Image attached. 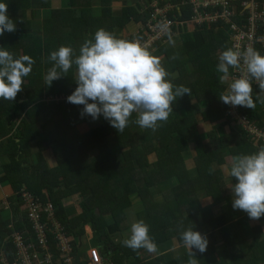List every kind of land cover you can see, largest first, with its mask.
<instances>
[{
	"label": "trees",
	"instance_id": "16d2710c",
	"mask_svg": "<svg viewBox=\"0 0 264 264\" xmlns=\"http://www.w3.org/2000/svg\"><path fill=\"white\" fill-rule=\"evenodd\" d=\"M51 1L41 0L40 3L42 7L50 8ZM62 1L64 8L51 11L50 18L45 19L42 25L40 23V33H36L32 0H4L8 4L9 18L16 24V31L0 36V47L7 48L15 58L29 55L35 63L29 76L23 78V90L15 100L0 98V148L8 158L5 165H0V182L10 184L11 189L17 192L10 200L16 214L14 228L9 227L10 219L0 215V252L5 248L8 260H16V247L11 236L14 230L25 231L27 243L34 238L39 244L34 223L18 194L25 187L43 203L54 202L56 215L64 223H70L66 229L68 235L72 233L71 226L89 224L95 231L92 245H96L102 255L110 257L115 264H126L128 260L130 264H187V253L169 260L166 255L160 253L158 256L156 252L151 255L146 250L145 256L141 257L139 251L124 246L123 239L116 242L112 235L120 229L121 216L125 215L127 205L137 201L149 209L153 220L148 223L154 225L157 222L164 233V240L176 244L178 239L179 243L184 229L207 224L200 214L204 201L199 195L200 184H208L209 180H231L225 178L224 171L215 170L210 174L209 169L216 163L219 166L228 164L227 153L240 155L255 152L252 137L237 120L232 121V117L227 116L229 109L219 98L230 83L229 80L221 84V73L216 71L219 55L230 47L227 32L218 30L216 24H204L194 31L186 26L183 34L177 36L179 42L173 48L160 46L154 55L161 58L170 74L168 78L175 86L189 87L192 95L177 98L172 104L173 112L165 124L159 122L161 126L157 130L141 128L135 123L137 114L133 113L128 126L119 133L102 115L96 120L88 115L82 117L83 105L67 102L66 98L77 87L75 66L67 76L53 81L51 87L45 85L44 76L53 64L49 60L50 53L61 45H70L78 54L84 41L92 39L99 28L114 33L118 38L133 40L131 35L121 36L119 29L126 28L130 23L137 24L140 29L156 13V8L170 7L168 16L171 19L191 22L193 4L190 0H118L122 6L120 13L116 14L113 11L115 0ZM95 1L100 4L99 8L94 5ZM258 51L264 55L262 46ZM233 72L234 69H230V76ZM254 84L252 97L256 107L249 109L241 106V113L264 130V104L257 99L260 90ZM33 138L39 140V151L34 165H29L27 159L32 153L29 143ZM192 141L194 159L189 163L183 154L190 152ZM260 144L263 146L264 142L261 140ZM112 146L120 147L122 153L113 155ZM50 151L56 160L52 168L48 167L45 155ZM95 151L96 156H92ZM191 165L198 170L195 179L191 178ZM162 171H168L167 179L173 183L175 179L177 181L173 188L165 192L166 196L164 193L159 196L154 191L155 184L162 180L157 172ZM140 179L147 183L143 190L136 186ZM208 189L214 201L226 200L227 205L232 206L230 188ZM70 197H76L75 205L79 210L74 217L68 216L64 203ZM172 197H177L180 208H187L190 216L182 210L173 209L168 201ZM197 201L199 208L193 206ZM1 206L0 212L3 211ZM40 212L41 221L50 223L48 211L42 208ZM170 213L175 216L172 221ZM108 214L113 217V223L105 218L104 215ZM229 218L230 212H227L216 218L213 224L226 226ZM254 226L256 241L252 245L241 241L239 231L233 232L228 227L225 234L226 249L239 242L246 253L249 247L261 249L259 254L249 255L245 264H260V255L264 262V229L260 223ZM49 240L54 245L57 241L52 232L49 233ZM72 243L75 244L74 241ZM38 251L44 252L40 246ZM214 251L215 244L208 241L207 250L197 252L196 258L200 264H216L209 256ZM233 256L236 264H242L238 254Z\"/></svg>",
	"mask_w": 264,
	"mask_h": 264
},
{
	"label": "clouds",
	"instance_id": "9594fccd",
	"mask_svg": "<svg viewBox=\"0 0 264 264\" xmlns=\"http://www.w3.org/2000/svg\"><path fill=\"white\" fill-rule=\"evenodd\" d=\"M15 31L16 24L8 15V4L0 0V36ZM258 40L264 42V36ZM168 42L174 44L170 33ZM154 51L138 39L118 38L114 33L99 28L92 39L84 41L78 54L70 45H61L50 53L49 60L53 64L44 76L45 85L51 87L53 81L67 76L75 66L77 87L66 100L74 105H83L82 117L88 115L96 120L102 115L122 133L132 114L136 113L137 125L155 131L161 126L159 122L168 120L177 98L185 94L191 96L192 91L171 82L169 72L161 58L153 54ZM218 59L216 71L221 73L220 83L224 84L231 78L227 89L219 95L223 103L254 109L252 82L255 80L260 90L257 99L264 104V55L253 47L243 51L229 47L221 52ZM34 63L29 55L15 58L7 48L0 47V98L15 100L23 90V78L32 72ZM242 64L244 68L239 77H230V69H241ZM221 168L237 181L230 187L232 207L243 210L252 220L264 216V146L250 154L233 156L230 164L221 165ZM214 171V166L209 169L210 174ZM180 240L187 250V264H199L196 253L207 250L206 236L191 225L181 232ZM122 243L133 251H158L156 242L149 235V225L142 219L131 224L130 236Z\"/></svg>",
	"mask_w": 264,
	"mask_h": 264
},
{
	"label": "built area",
	"instance_id": "2783aa9c",
	"mask_svg": "<svg viewBox=\"0 0 264 264\" xmlns=\"http://www.w3.org/2000/svg\"><path fill=\"white\" fill-rule=\"evenodd\" d=\"M190 2L193 4L194 10L191 22L186 23L171 19L168 16L170 7L167 9L156 8V13L152 14L147 24L142 26L137 34L133 35V40L138 39L150 50L158 51L160 46L168 44L169 33L172 38L182 35L183 29L189 23H193L192 31L204 24L210 26L216 24L218 30L223 29L227 32L231 48L241 51L247 47H253L256 50L259 46L264 48V42L258 40L259 37L264 36V0H190ZM158 44L160 45L158 46ZM243 68L242 64L241 69H234L233 75L230 77L238 78ZM253 83L258 85L255 80ZM223 106L229 109L227 116L232 117V121L247 120V117L241 113V106L234 107L225 103ZM239 124L244 126L240 122ZM252 128V131L245 128L249 133L248 136L261 141L264 138L263 130L256 124L252 125ZM253 131H261L262 136L256 138ZM18 194L23 199L28 217L34 223L39 244L35 243L34 238H31V241L27 243L24 238L25 231L14 230L11 236L16 247V260L10 262L7 258L6 249L3 248L1 252L4 253V256L0 260L1 264H114L109 258L102 255L98 247H93L85 258L75 254L74 246L70 240L73 233L68 235L67 225L57 222L54 206L51 203H43L38 196L30 193L25 187L21 188ZM42 208L48 211V217L51 218L50 223L41 221L40 210ZM15 216V213L10 216L9 227L11 228H14L13 219ZM50 232L57 238L55 245L49 240ZM6 240L8 241L9 237ZM38 246L44 252H39Z\"/></svg>",
	"mask_w": 264,
	"mask_h": 264
},
{
	"label": "crops",
	"instance_id": "0c3cea01",
	"mask_svg": "<svg viewBox=\"0 0 264 264\" xmlns=\"http://www.w3.org/2000/svg\"><path fill=\"white\" fill-rule=\"evenodd\" d=\"M40 1L41 0H32L33 7L31 11L34 17V24L36 25V28H35L37 31L36 33H40L39 32L40 27H41L40 23L42 25V22L45 19L50 18L51 11L62 10L64 8V2L62 0H52L50 8L42 7ZM94 5L96 6V8H99L100 4L97 1H95ZM121 6H122V2L115 0L113 3V11L116 14H119ZM131 27L132 26H130L129 24L128 26H126V28L122 30L119 29L118 33L122 36L123 32H127ZM205 139L206 137H204V140ZM38 141L39 140L37 138H33L32 141L29 143V146L32 152L31 155L27 159L29 165H34L36 161L35 155L39 151L38 146H37ZM190 145L192 147V142L190 143ZM253 147L255 149V152L258 151V148L256 146H253ZM2 152H4V150H2V147H1L0 148V165L1 164L5 165L8 162V158H7V155L5 156V153H2ZM45 155L47 157L48 167L49 168L54 167L56 165V160L54 156L52 155L51 151L50 153L46 152ZM183 155H184L185 161L189 162L194 159L192 148L190 152L185 151V154ZM226 155H228L226 158L235 156L232 153L231 154L227 153ZM178 166L180 165L178 164ZM214 167H215V170H217L218 172L223 171L221 168V165L219 166V164L217 163L216 165H214ZM167 172L168 171L157 172V174H159L162 180L158 184H155L154 191L159 196H161L162 193H164L165 195V192L167 190L173 188L175 184H177L176 179L174 180V183L172 180L167 179L168 178V176L166 175ZM190 173H191V178L195 179L198 177V170L196 166H193V165L190 166ZM225 175H226L225 178H231V180H228L227 182L222 181V180H219L218 182L214 180H209L208 184L207 182L204 185L200 184L199 195L201 198H204L203 199L204 201L202 203V212L200 214L204 216L207 224H204L203 227L197 226V228H194V230L199 231L202 235L206 236V238L208 239V241H210V243L212 242L215 244L216 251H214L213 253L209 255L211 258V262L216 263V264H236L233 255L238 254V260L242 262V264H245V262L248 260L249 255L259 254L260 253L259 250L261 249L260 248L253 249L249 247L246 253V250L242 248L240 242L235 245H230L229 248L226 249L225 248L226 246L225 234L228 232V227L233 232L239 231V236L241 237V241L243 242L245 241L247 245H252L256 241L254 225L256 223H260L264 229V218H260L258 220H252L249 218L247 213L244 212L243 210L234 209L232 206L231 207L228 206L226 200H223L222 202L214 201V197L212 194H210V190L209 189L207 190V187H218V188H222L223 190H227L231 187L232 184H235L237 182V181H234V179H232V177H230L226 173ZM136 186L139 190H143L147 187V183L144 179H140L136 182ZM0 193H1L0 206L2 205L1 208L3 210L2 212H0V215L1 217L5 219V218L10 217L14 213V210L11 208L10 200L13 197V194L16 192L11 189L10 184L4 185L1 183ZM230 194H231V199L233 201L232 191ZM168 201L170 202L173 209L175 210L178 209L180 211L182 210V212L185 213L186 216L189 215L187 208L185 207H182V209L180 208L181 205L177 197L169 198ZM73 202L69 198L66 201H64L65 207L67 209V214L69 217H74L75 215L74 208L71 206L75 204V202L74 203ZM46 203H51L54 206V209H56V206L53 201L49 200ZM193 206L196 208H199L200 207L199 201H197V203ZM98 210L99 209H97V211ZM149 212H150L149 209L145 205L139 204V202L137 201H135L133 204L132 203L128 204L127 207L125 208V215L123 214V216H121L122 222L120 225V229L118 230L117 233H114L112 235L114 237V240L116 242H119L122 239L124 240L128 238L130 236L131 224L133 222H136L142 219L145 221V223L149 225V235L154 239V241L157 244L158 251L156 252L157 254L155 255L160 256V253H161V255L162 254L166 255L167 258L170 260L173 258L182 257L185 253H187V250L182 246L181 240L178 243V239H177L176 244L171 243L169 241L166 242L163 238L164 233L161 232V228L158 226L157 222H155L154 225H151L148 223L149 220H153V217L150 215ZM227 212H230V218H229V222L227 221L228 224L226 226L225 225L220 226V225L213 224V221L216 218H218L219 216H222L223 214H226ZM104 216L105 218H107L109 223L114 222V219L111 216V214L104 215ZM174 217L175 216L172 213H170L169 215L170 221H172ZM246 218H248L249 220H246ZM55 219L57 220V222H60L63 225H66V224L70 225V223H64L63 220L59 216H56ZM207 219H209V221H207ZM71 232L73 233V235L72 237H70V240L71 242L72 241L75 242V244L72 243L74 246L75 254L80 255L85 258L93 247H97L96 245H92L95 231L92 229V227L89 224L73 225L71 226ZM137 251H139L141 257L145 256V251H146L145 249H139ZM227 252H229V254ZM152 254L153 253H151V255ZM240 254H242V256H239ZM244 255H245V258L243 259ZM104 257H107V256H104ZM107 258L111 260L110 257H107ZM126 264H130V261L128 260ZM199 264H200V261H199ZM260 264H264L263 260L261 259V255H260Z\"/></svg>",
	"mask_w": 264,
	"mask_h": 264
},
{
	"label": "rangeland",
	"instance_id": "374dc122",
	"mask_svg": "<svg viewBox=\"0 0 264 264\" xmlns=\"http://www.w3.org/2000/svg\"><path fill=\"white\" fill-rule=\"evenodd\" d=\"M8 15H9V12H8ZM130 26H132L127 32H123V35L124 36H126V37H128V36H133V35H135V34H137V32L139 31V26L137 25V24H133V23H130ZM187 26V28L191 31V30H193V23H189V24H187L186 25ZM172 40L174 41V44H170L169 42H168V44L167 45H165V47H168V48H173L174 46H175V44L177 43V42H179V37H175V38H172ZM176 71V70H175ZM67 97V96H66ZM235 116H236V114H234ZM240 123H242V124H244V126H245V128L248 130V131H252V125H255V123H252L248 118H247V120H245V119H242L241 121H239ZM162 124H165V122H162ZM95 125V124H94ZM259 127V126H258ZM254 132V131H253ZM263 132H264V130H263ZM251 134V133H250ZM254 134H255V136H256V138H260L261 136H262V132L261 131H259V132H254ZM263 142H264V138L263 139H261ZM253 142H254V145L259 149L260 147H262L261 146V144H260V141L259 140H257V139H253L252 140ZM192 150H193V141H192ZM122 149L120 148V147H118V146H112L111 147V152H112V154L113 155H118V154H121L122 152ZM92 156H96V151L95 152H93L92 154H91ZM119 156V155H118ZM231 158L232 157H229L228 158V163L230 164V161H231ZM151 160H153V158H151ZM190 162H192V161H189V163ZM2 165V164H1ZM0 195H1V193H0ZM233 198V197H232ZM70 200H72V202H73V200H74V202H75V200H76V197H71V198H69ZM73 202V203H74ZM73 208H74V211H75V215L74 216H76V215H78V213H79V211H78V208H77V206L74 204V205H71ZM1 211V210H0ZM8 219H10V217H8ZM151 254V253H150ZM3 256H4V253L3 252H0V259H3ZM27 264H30V263H27Z\"/></svg>",
	"mask_w": 264,
	"mask_h": 264
},
{
	"label": "bare ground",
	"instance_id": "6f19581e",
	"mask_svg": "<svg viewBox=\"0 0 264 264\" xmlns=\"http://www.w3.org/2000/svg\"><path fill=\"white\" fill-rule=\"evenodd\" d=\"M155 52H157V51L155 50L154 53H155ZM154 53H153V54H154Z\"/></svg>",
	"mask_w": 264,
	"mask_h": 264
}]
</instances>
